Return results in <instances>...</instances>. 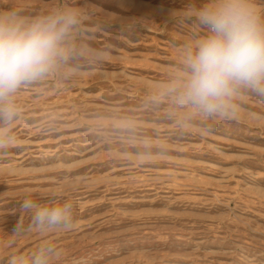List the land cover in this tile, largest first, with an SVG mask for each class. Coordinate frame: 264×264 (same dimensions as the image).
Instances as JSON below:
<instances>
[{"label":"rangeland","instance_id":"1","mask_svg":"<svg viewBox=\"0 0 264 264\" xmlns=\"http://www.w3.org/2000/svg\"><path fill=\"white\" fill-rule=\"evenodd\" d=\"M209 2L0 0L27 18L78 10L70 45L106 54L70 57L16 94L0 264L43 240L59 264H264V99L241 91L239 119L214 121L167 93L203 35L184 14ZM56 190L75 202L74 229L15 237L25 196Z\"/></svg>","mask_w":264,"mask_h":264},{"label":"clouds","instance_id":"2","mask_svg":"<svg viewBox=\"0 0 264 264\" xmlns=\"http://www.w3.org/2000/svg\"><path fill=\"white\" fill-rule=\"evenodd\" d=\"M193 15L203 35L188 47L181 75L167 86V93L177 106L194 108L211 120H237L234 102L241 91L264 99V10L256 0H210L184 14L189 19ZM80 20L76 9L35 18L24 17L15 8L0 10V154L16 146L11 126L19 117L15 97L22 87L45 79L70 57H105L70 45ZM75 208V202L59 190L46 203L25 196L20 211L29 217V224L19 222L13 235L44 237L72 231ZM61 256L54 242L43 240L27 254H10L6 264H59Z\"/></svg>","mask_w":264,"mask_h":264}]
</instances>
